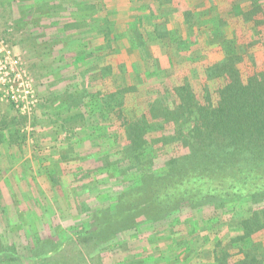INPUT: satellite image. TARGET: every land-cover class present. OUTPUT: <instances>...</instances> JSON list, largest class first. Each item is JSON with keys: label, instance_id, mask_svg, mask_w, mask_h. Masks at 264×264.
<instances>
[{"label": "rangeland", "instance_id": "rangeland-1", "mask_svg": "<svg viewBox=\"0 0 264 264\" xmlns=\"http://www.w3.org/2000/svg\"><path fill=\"white\" fill-rule=\"evenodd\" d=\"M251 6V0H0V40L20 58L38 98L28 114L0 99V264H215L214 232L203 237L208 224L196 219L215 215L211 209L186 208L188 214L180 216L191 217L193 225H187L202 232L199 248L189 254L181 250L198 234L187 237L185 223L173 228L174 220H161L123 231L98 224L106 218L98 210L115 209L117 195L137 180L131 171H101L94 159L122 156L124 137L116 123L109 127L112 138L120 134L118 140L107 143L99 137L90 142L85 123L80 118L74 123L78 119L72 116L86 109L70 106L67 99L66 83L76 56L70 47H88L77 67L85 86L97 91L104 86L102 77L109 86L130 82L135 65L146 69L148 59L167 68L177 44L189 49L180 54H197L211 45L209 33L221 18L230 36L236 28L237 41L246 49L254 23L244 21L246 30L236 23ZM108 24L112 47L106 44ZM221 57L215 50L203 60ZM119 61H125L127 75L117 72ZM113 63L114 69L104 68ZM93 119L97 136L105 122ZM170 151H158L157 161L163 162ZM227 217L221 216L223 221ZM263 235L261 231L255 239L263 242Z\"/></svg>", "mask_w": 264, "mask_h": 264}, {"label": "trees", "instance_id": "trees-1", "mask_svg": "<svg viewBox=\"0 0 264 264\" xmlns=\"http://www.w3.org/2000/svg\"><path fill=\"white\" fill-rule=\"evenodd\" d=\"M251 2L236 23L244 30V21L254 23L246 49L237 41L236 28L230 36L221 18L216 31L209 33L210 46L187 57L179 52L189 49L177 44L165 69L148 59L146 69L135 65L130 82L109 86L105 81L97 91L83 81L72 83L67 98L70 106L86 109L72 119L85 123L90 142L98 137L104 143L118 140L120 134L112 138L110 132L114 123L124 137L121 157H94L101 171L119 175L131 171V178L137 180L117 195L115 209L98 210V215H106L98 223L104 224V230L109 224L123 231L161 220H174L173 228L191 225V217L180 218L188 214L186 208H208L216 214L207 219L195 217L198 223L208 224L203 230L207 233L187 225V237L198 235L181 252L192 253L199 248L200 234L214 232L210 238L215 239V264H264V241L255 239V234L264 231V1ZM112 33L108 24L105 36L110 47ZM76 48L75 44L70 47L76 53L75 66L86 58L88 47ZM215 50L222 53L221 58L203 60ZM116 68L128 74L125 61ZM95 116L105 122L97 136H93ZM168 147V157L158 162V151L166 152ZM220 214H228L227 219L223 221Z\"/></svg>", "mask_w": 264, "mask_h": 264}, {"label": "built area", "instance_id": "built-area-1", "mask_svg": "<svg viewBox=\"0 0 264 264\" xmlns=\"http://www.w3.org/2000/svg\"><path fill=\"white\" fill-rule=\"evenodd\" d=\"M0 96L22 114L30 113L38 102L29 72L4 40H0Z\"/></svg>", "mask_w": 264, "mask_h": 264}, {"label": "crops", "instance_id": "crops-1", "mask_svg": "<svg viewBox=\"0 0 264 264\" xmlns=\"http://www.w3.org/2000/svg\"><path fill=\"white\" fill-rule=\"evenodd\" d=\"M120 62V61H119ZM113 66H114V68H115V65H114V63L112 64ZM70 68H71V71H70V73L68 74V81H67V83H66V90H71V88H72V83H78V82H80L81 81V77H80V71H79V69H78V67H77V65L75 66L73 63L72 64H70ZM113 68V69H114ZM93 70V69H92ZM91 70V72H95V71H92ZM100 72V71H99ZM96 73H98V71H96ZM99 74V73H98ZM90 76H91V74H90ZM100 76H102V75H100ZM101 80H100V82H101V84H104L105 83V81H107V78H105V77H102V78H100ZM72 81H74V82H72ZM87 82H88V84L90 83V81H91V79H87L86 80ZM89 87H91L90 85H89ZM93 87V86H92ZM93 89V88H92ZM13 107V106H12Z\"/></svg>", "mask_w": 264, "mask_h": 264}]
</instances>
